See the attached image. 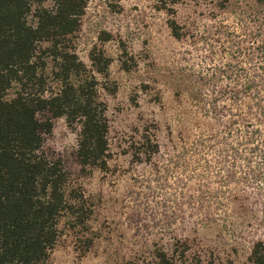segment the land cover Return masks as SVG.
<instances>
[{"label":"rangeland","instance_id":"1","mask_svg":"<svg viewBox=\"0 0 264 264\" xmlns=\"http://www.w3.org/2000/svg\"><path fill=\"white\" fill-rule=\"evenodd\" d=\"M86 2L75 53L87 69L94 46L111 60L109 83L98 78L110 159L105 171L81 170L78 131L53 122L42 152L62 163L68 191L80 194L77 204L90 217L84 228L70 216L60 219L50 264L144 263L156 250L172 255L182 244L190 257L250 264L253 243L264 242V180L246 177L239 162L237 183L219 187L208 149L203 157L194 144L228 134V126H252L242 86L254 81L264 89V9L256 0H168L173 14L159 0ZM101 32L111 40L100 42ZM146 131L159 154L137 163L133 153ZM257 162L247 168L264 173V159Z\"/></svg>","mask_w":264,"mask_h":264},{"label":"trees","instance_id":"2","mask_svg":"<svg viewBox=\"0 0 264 264\" xmlns=\"http://www.w3.org/2000/svg\"><path fill=\"white\" fill-rule=\"evenodd\" d=\"M159 1L161 9L173 14L166 8L168 0ZM256 2L264 9V0ZM86 7V0H0V264H50L60 219L70 216L84 228L90 217V211L77 204L80 194L68 191L62 163L42 152L55 120L63 119L78 131L76 158L81 170L107 168L109 123L98 78L109 83L111 60L94 46L87 69L75 53V34ZM168 27L172 37L181 39L175 20H168ZM98 40L106 43L111 36L101 32ZM121 67L131 69L125 61ZM103 85V90L114 92ZM263 90V84L254 81L242 86L246 121L252 126H228V134H213L194 144L203 157L210 153L217 165L219 187L237 183L239 162L248 167L264 159ZM240 98L235 92L236 104ZM158 147L146 131L134 160L149 162L159 154ZM247 167L246 177L264 180L260 169ZM189 250L186 244L176 246L172 255L158 249L144 263L123 264H215L196 254L188 256ZM248 261L264 264L263 241L253 243Z\"/></svg>","mask_w":264,"mask_h":264}]
</instances>
